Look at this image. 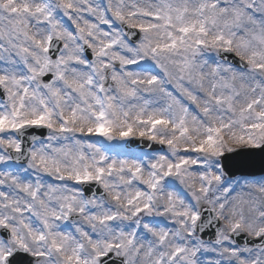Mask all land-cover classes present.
<instances>
[{
    "label": "snow or ice",
    "instance_id": "1",
    "mask_svg": "<svg viewBox=\"0 0 264 264\" xmlns=\"http://www.w3.org/2000/svg\"><path fill=\"white\" fill-rule=\"evenodd\" d=\"M0 264H264V0H0Z\"/></svg>",
    "mask_w": 264,
    "mask_h": 264
},
{
    "label": "water",
    "instance_id": "2",
    "mask_svg": "<svg viewBox=\"0 0 264 264\" xmlns=\"http://www.w3.org/2000/svg\"><path fill=\"white\" fill-rule=\"evenodd\" d=\"M140 144V141L138 140H133L129 142V147L128 150H138V146ZM159 147V146H157ZM255 160L257 163L249 165V166H236L231 169L234 175L240 176L241 174L243 175H248V176H261V168L259 166L258 160L259 158L256 157ZM207 238V237H206Z\"/></svg>",
    "mask_w": 264,
    "mask_h": 264
},
{
    "label": "rangeland",
    "instance_id": "3",
    "mask_svg": "<svg viewBox=\"0 0 264 264\" xmlns=\"http://www.w3.org/2000/svg\"><path fill=\"white\" fill-rule=\"evenodd\" d=\"M127 151V150H126ZM129 154H138V152L137 151H131V152H129V151H127ZM231 195H236V193L235 192H233Z\"/></svg>",
    "mask_w": 264,
    "mask_h": 264
}]
</instances>
